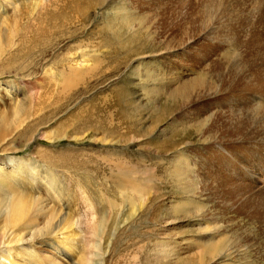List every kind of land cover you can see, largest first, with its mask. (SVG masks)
I'll use <instances>...</instances> for the list:
<instances>
[{"label": "rangeland", "instance_id": "374dc122", "mask_svg": "<svg viewBox=\"0 0 264 264\" xmlns=\"http://www.w3.org/2000/svg\"><path fill=\"white\" fill-rule=\"evenodd\" d=\"M0 33V83L19 91L1 94L3 157L25 159L27 198L68 218L58 261L264 264V121L246 117L264 0H0ZM69 68L83 75L66 89ZM218 146L260 178L218 170Z\"/></svg>", "mask_w": 264, "mask_h": 264}, {"label": "bare ground", "instance_id": "6f19581e", "mask_svg": "<svg viewBox=\"0 0 264 264\" xmlns=\"http://www.w3.org/2000/svg\"><path fill=\"white\" fill-rule=\"evenodd\" d=\"M35 30H36L35 35L37 34L41 35V32L38 31V29H35ZM4 35H1L0 33V37H4ZM26 39H27L26 41V44H27L29 38L26 37ZM35 41H38L37 37ZM17 42L18 41H16V43ZM23 43L24 42H22V44ZM0 44H2L1 41H0ZM8 52H9L8 59H10L14 55L11 54L10 51ZM20 52L22 56H20V54H17L18 58L25 57L24 56L25 54L30 53L22 49L20 50ZM81 75L83 74L71 68H69L68 72L62 73L61 71L60 74L58 73V76H60L61 81L66 89L71 88L75 84H77L79 80L82 78ZM256 82L258 85L250 87L252 92H251V95H248L249 104L252 106L251 109H253V114L251 113V110L250 111L248 110L246 112V117L250 121H253V122L257 121L260 123L264 121V89H263V86L259 84L258 79H256ZM207 83H209L208 88L211 87L210 82H208L207 79H204V77L190 80L187 82V84L185 83V86H183L182 92L187 88H189L190 91H193L195 89L207 88ZM261 84H262V81H261ZM240 91L242 90L240 89ZM179 92H180L179 90H175L176 94H178ZM18 93L19 91L14 86H12L10 83L8 82L0 83V105L2 103V100H3L2 98L4 96H10L14 98L17 96ZM240 93L241 92H239V94ZM1 94H4V96ZM15 109H16L15 116L17 117L18 116L17 114L20 112L19 111L20 109L18 108V106H16ZM7 123H8L7 120L2 115L1 110H0V129L4 130V131L0 130V264H63L60 261H58V259H56V255H59L60 257L63 255L60 254L56 246L50 240L51 238L57 239L56 237L57 235H59L58 233L60 229L63 227V223L66 221L67 217L65 218V216L63 215L56 214L57 212L45 206L43 201L27 198L26 194L28 193L26 192L28 190L26 191L25 188L27 187H24L26 184L25 183L26 179H27L26 176L28 172L32 174V172L29 171V169L27 170V168H29L28 162L26 161L27 162L26 163L25 159L3 157L4 154H8L9 152H11V149H10L11 143H7V141L11 139L14 135L13 133H11V131L9 132L5 131V128L7 127ZM237 124L239 123L237 122ZM8 125H11V124L8 123ZM12 125H13V122H12ZM237 128H240V127H237ZM234 132L236 131L234 130ZM209 136L210 134L206 133L204 138L207 140H210ZM258 143H260V146H257V148L260 149V153L258 157H260L259 160L261 159L263 161L264 160V136L258 140ZM244 147L246 148V150H249L252 146H248L247 144L246 146L244 145ZM210 149H212V147L211 148L209 147L207 150L210 151ZM217 149H219L220 151L221 150L224 151V154L227 157V161H229L225 166L220 164L218 167V170L224 171L226 174H228L229 178L234 179V180L236 179L235 177H240V176L241 177L248 176V178L250 177L256 180L260 178L259 175L256 174L257 170L259 171V164H257L258 162H256L255 164L257 168L256 172L254 170V167H251V166H246V167L239 166L240 167L239 168L237 167V165L234 164V161L236 159L233 156L229 155L230 152H227L226 151L227 149L223 150L219 146L217 147ZM210 164H211V161L207 160L205 164V166L207 167V169L205 168L207 170V173L209 171V168L211 170ZM222 168H224V170ZM44 182L46 184L47 194L49 195L51 193L56 194L55 191L53 190L54 186L56 185L55 183H53V180L45 179ZM232 184L228 185L227 183L228 186H231V187L233 186L234 188H236V183L232 182ZM38 223H40V225ZM62 259H64V257H62Z\"/></svg>", "mask_w": 264, "mask_h": 264}]
</instances>
